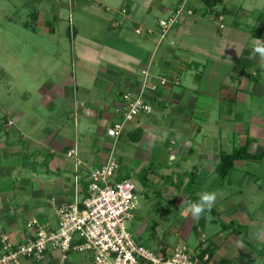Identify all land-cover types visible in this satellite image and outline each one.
Masks as SVG:
<instances>
[{"label": "crops", "instance_id": "1", "mask_svg": "<svg viewBox=\"0 0 264 264\" xmlns=\"http://www.w3.org/2000/svg\"><path fill=\"white\" fill-rule=\"evenodd\" d=\"M181 2H135L123 21H115L120 11L103 7L105 15L100 19L107 23L103 41L83 48L72 65L59 63L58 84H33L36 97L26 90L21 105L8 106L9 115L4 110L0 117V237L8 235L15 243H23L30 234L26 223L32 219L47 230L55 229V206L81 202L91 172L113 152L119 163L118 179L134 180L137 197L149 202L158 196L169 203L153 216L135 209L129 222L139 243L170 253L182 242L195 253L208 247L212 259L221 264H264V158L235 161L224 179L216 173L221 154L248 140L249 152L264 150V110L252 104V99L258 105L264 103V82L258 80L264 60L252 55L256 39L264 40V0H220L209 11L203 0H188L186 8L192 13L185 14L159 42L157 20ZM216 12L222 15V28ZM59 16L58 10L61 20ZM44 17L40 13L35 20ZM115 22L120 24L114 27ZM129 24L133 33L125 30ZM113 28L123 31L112 33ZM137 28L154 32L136 38ZM71 36L75 40L81 34ZM60 40L61 36L58 45ZM142 71L148 73L144 97L152 112L124 122L114 141L106 129L121 118L117 109L121 113L126 105L123 94L136 96L141 91ZM160 79L166 83L151 90L149 86ZM49 93L57 95L49 107L58 118L56 130H44L32 117L30 125L26 119L33 111L31 98L39 114L51 104ZM138 132L140 138L132 141ZM122 144L125 148L117 153ZM69 150H75L82 163L77 171L75 158L66 155ZM202 190L216 191L217 201L198 226L186 213L185 202L192 193L197 199ZM230 224L245 231L224 227ZM58 259L59 253L48 249L40 263L26 257L19 261L54 264ZM66 264H90V256L70 252Z\"/></svg>", "mask_w": 264, "mask_h": 264}, {"label": "built area", "instance_id": "2", "mask_svg": "<svg viewBox=\"0 0 264 264\" xmlns=\"http://www.w3.org/2000/svg\"><path fill=\"white\" fill-rule=\"evenodd\" d=\"M188 0L181 3L162 19L157 20L159 42L169 31L180 24L185 14L192 10L186 8ZM126 14V10H121ZM222 15L217 17L219 27L223 24ZM120 23L115 22L114 27ZM140 28L135 33L140 34ZM147 33L154 29H147ZM143 87L132 96L131 92L123 94L126 105L120 113V120L106 129V135L114 141L120 136L124 122L132 120L140 113L152 112L151 104L145 99L147 71H142ZM165 79L150 85L151 90L164 85ZM178 84L177 80H174ZM120 110L117 109V112ZM67 157L75 158V171L81 167L75 150H69ZM119 163L110 153L106 162L94 169L89 177L86 194L81 202L55 206L57 227L47 230L36 219L26 223L30 230L23 243L17 244L8 235L0 237V264H20V257L29 258L37 263L44 260L48 249L56 250L59 259L54 264H66L70 252L88 254L90 264H221L207 254L201 256L179 242L172 252H155L139 243L127 229L126 222L132 219L137 206L136 185L129 179H118Z\"/></svg>", "mask_w": 264, "mask_h": 264}, {"label": "rangeland", "instance_id": "3", "mask_svg": "<svg viewBox=\"0 0 264 264\" xmlns=\"http://www.w3.org/2000/svg\"><path fill=\"white\" fill-rule=\"evenodd\" d=\"M143 1L0 0V117L5 114V111L9 115L10 108L8 106H19L22 104L26 90H29L31 95L36 97L37 92L31 88L33 84L40 82L47 84V86H51L54 83L58 84V72L56 70L59 63L70 66L74 63V58L80 56V51L83 48L85 49L87 46L94 47L93 43L103 41L105 26H107V23H103L100 19V15H105L103 7L106 6L115 11L126 10L130 14L135 2L141 3ZM72 2L74 7L71 5ZM257 2H262V0H257ZM58 10L61 20H58ZM40 13L44 14L45 17L42 20H35V16ZM110 14H114V11ZM128 14L118 15L115 21L118 18L123 21L129 16ZM205 21L210 23L207 18ZM131 26L129 24V27H125V30L133 33ZM146 29L143 28L142 30L141 28V36L140 34H134V36L136 38L143 37L147 33ZM119 30L123 31L120 28H113L110 29V32L117 33ZM70 32L80 33L81 36L73 40ZM60 36L62 45H58V37ZM118 43L116 42V45H119ZM95 44L97 45V43ZM151 44L152 42H150ZM163 45H166V42ZM98 47L101 48L100 46ZM103 51V49L100 50V52ZM158 56L159 54H157ZM258 80L264 82V72L259 73ZM56 96L54 93L48 94L51 99ZM34 99L31 98L30 102H28L33 111L26 119L28 121L31 117L34 120L36 119L35 122L40 126L43 125L44 130L58 129V118L57 116L55 117L52 108H49L55 104L54 100L52 99L51 104L46 109L41 108L38 114L35 113ZM252 101V104L257 107L255 109L259 110L261 108L260 111L264 110L262 101L259 105L253 99ZM118 114H120V111ZM36 115H38L37 118ZM29 122L31 125V121ZM124 148L125 145L122 144L116 148V152L123 151ZM117 153H115V156ZM249 170L255 172L254 169L249 168ZM256 170L262 171L261 168ZM234 176H236L235 173L231 178H234ZM235 187L236 185H232L233 190H236ZM167 204L169 203L158 196L149 202H145L138 195L136 209H142L149 216H153L154 212H157L159 208L167 209ZM175 211L179 212V208L175 207ZM126 227L134 236L137 235L135 230L130 227L129 221L126 222Z\"/></svg>", "mask_w": 264, "mask_h": 264}, {"label": "trees", "instance_id": "4", "mask_svg": "<svg viewBox=\"0 0 264 264\" xmlns=\"http://www.w3.org/2000/svg\"><path fill=\"white\" fill-rule=\"evenodd\" d=\"M218 1H220V0H203V3L205 5V10L209 11V9H215L216 5L219 3ZM220 15H221L220 12H216L215 13V18H217ZM137 134H138L137 136H135V137H133L131 139L132 141H137L140 138V135H141L140 132H138ZM248 145H249V140H248V142L245 145L232 150L230 153H228V154L227 153H222L221 154L219 164H218V166L216 168V173H217V175H218V177L220 179H224L229 174V172L232 170V168L234 166V162L235 161H240V160H261V159L264 158V150L259 152V153H251V152L248 151ZM191 177H192V180H193V175ZM191 195L192 196L190 197L189 200L195 201L196 197L193 195V193ZM205 216H202L199 219L198 226L203 224ZM224 227L225 228H230V229L232 228L237 233H241L242 231H245V228H243L240 225L234 226V225L230 224V225H226ZM208 250L209 249L207 247L205 250H203L201 252H198L197 254H199L201 256L207 254L212 259V256L208 253Z\"/></svg>", "mask_w": 264, "mask_h": 264}, {"label": "clouds", "instance_id": "5", "mask_svg": "<svg viewBox=\"0 0 264 264\" xmlns=\"http://www.w3.org/2000/svg\"><path fill=\"white\" fill-rule=\"evenodd\" d=\"M252 55L253 57L258 55L261 60H264V40L256 39ZM197 197L195 201L188 200L185 202L186 213L195 221H199L202 216L210 215L217 201V192L202 190L197 194Z\"/></svg>", "mask_w": 264, "mask_h": 264}]
</instances>
